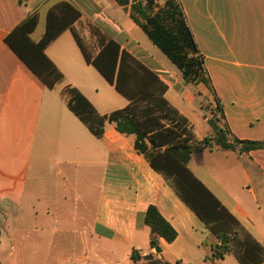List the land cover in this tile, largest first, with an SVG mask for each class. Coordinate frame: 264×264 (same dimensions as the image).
Instances as JSON below:
<instances>
[{"label": "crops", "instance_id": "crops-1", "mask_svg": "<svg viewBox=\"0 0 264 264\" xmlns=\"http://www.w3.org/2000/svg\"><path fill=\"white\" fill-rule=\"evenodd\" d=\"M61 1L72 3L82 12L79 22L104 24L110 30L105 33L114 34L123 48L143 62L154 54L152 59H158L161 65L151 68L159 72L169 90L171 88L162 74L165 73L163 58L153 53L150 40V43L145 40L142 30L115 1L129 19L114 6L110 13L99 0H22L21 4L20 0H0V209L10 208L17 219L26 192L30 191L32 198L28 204L34 219L43 216V221H69L67 202L73 198L79 203L77 218L81 221L80 228L67 232L79 235L74 239L73 264H144V258L151 255L167 264H208L206 257L210 250L203 244L210 238V230L151 167L146 156L136 151L135 137L120 133L110 123L106 124L101 138L95 137L62 98L64 85L70 84L102 115L110 112L97 107L101 99H117L114 86L103 77L114 88L110 89V95L100 96L95 85H88L91 94L82 88V77L92 76L94 67L86 63L73 33L64 32L45 51L64 75V83L53 90L48 89L5 43L6 36L34 12L39 15V24L31 38L43 24L40 40L48 10ZM181 2L185 3L187 20L205 56L209 75L210 55L207 53L210 52L207 51L217 49L213 42L215 46L218 40L235 44L241 30L244 27L248 30L243 23L239 28L235 16L250 19L252 37L258 44L263 43V48L257 46L256 51L263 63L254 67L253 72L226 75L230 88L222 91L216 87L215 78L211 75L210 78L222 105L219 125L228 127L240 140L264 142V0ZM221 5L236 10V15L221 10ZM79 22L74 25L76 31ZM215 61L230 67L220 69L222 73L242 67L238 62L230 64L217 57ZM103 89L107 87L104 85ZM178 97L183 101L188 98ZM124 99L126 103L119 109L127 106L128 101ZM177 110L191 124L188 115ZM211 134L212 128L205 136L194 135L202 140ZM83 166L89 169L88 178L96 180L91 207L83 203ZM189 168L264 247V149L248 153L220 148L197 152L192 155ZM41 201L45 205L40 216L37 203ZM150 206L157 207L178 233L173 243L161 240L160 253L151 248L150 229L145 224ZM0 217L4 218L5 225L6 215L0 212ZM1 236L2 230L0 239ZM41 239L45 241L44 236ZM133 252L140 257L137 262L132 260ZM46 258L49 260V252ZM220 264L239 263L233 255H228Z\"/></svg>", "mask_w": 264, "mask_h": 264}, {"label": "trees", "instance_id": "trees-1", "mask_svg": "<svg viewBox=\"0 0 264 264\" xmlns=\"http://www.w3.org/2000/svg\"><path fill=\"white\" fill-rule=\"evenodd\" d=\"M20 0V4H21ZM181 72L187 85H203L213 94L219 114L222 105L216 95L205 56L200 51L189 26L181 0H114ZM82 12L68 1L53 5L47 13L42 38L35 42L31 34L39 24L37 12L29 14L5 38V43L44 83L55 89L64 83V75L45 51L64 32L71 31L87 64L92 65L116 91L127 99L126 107L109 114H100L93 104L74 86L65 84L61 96L89 131L97 138L106 124L127 136H134V147L144 154L151 167L161 174L182 201L210 230L203 246L210 250L208 264H220L233 255L239 264H264V247L242 226L236 217L190 170L194 153L220 148L248 153L264 149L263 141L240 140L228 127L210 121L212 134L197 140L189 120L166 98L168 84L161 74L122 47L112 33H98L96 46L89 47L74 25ZM150 229V246L160 248L161 240L173 243L178 233L159 209L150 206L145 215ZM133 262L140 260L132 254ZM144 264H167L153 255Z\"/></svg>", "mask_w": 264, "mask_h": 264}, {"label": "rangeland", "instance_id": "rangeland-1", "mask_svg": "<svg viewBox=\"0 0 264 264\" xmlns=\"http://www.w3.org/2000/svg\"><path fill=\"white\" fill-rule=\"evenodd\" d=\"M99 1L107 6L110 13H113L112 8L114 6L116 8L115 10H118L123 17L129 19L125 12H123V10L116 5L114 0ZM163 2L164 0H157L159 5H163ZM183 4L185 7L184 2ZM188 7L190 8L189 5ZM220 8L228 13L232 11L234 15L237 13L234 9H226L225 5H221ZM235 18V22L239 28L242 27L241 23H243L244 25H247L248 30H246L245 27L241 30V34L237 37L235 44H233L230 40L228 41L229 43H223L218 40L216 46L215 42H213V47H217V49L214 51L212 48L211 51H207L210 52L207 53L210 55L208 62L209 68L211 69L209 70L210 75L215 78L217 83L216 87L218 86L219 91L221 89L225 90V88H230V83L225 81L226 75H233L234 72H236V74L253 72L254 67L263 63L261 59L256 56L257 46L263 48V43L258 44L257 41H255V37H252L250 19H246L242 15H236ZM43 28L44 26L41 24L32 36L34 40H39ZM77 31L86 45L93 48L96 46L97 37L95 35L98 31H101V33H105L107 31L110 32L104 24H100L99 22L89 23L83 20L79 22ZM141 34L145 40L150 43L143 31ZM208 45H211V43H208ZM151 46L153 48V53L163 58L162 70L165 73L162 74L171 85V88L166 96L167 100L176 109L179 108L188 115L194 134L199 137L207 135L208 132L210 133L212 128L210 121H220L219 110L215 103L213 94L210 93L203 85L185 84L181 72L177 69V67L156 46H153L150 43V47ZM211 54H214L215 57ZM151 55L152 57L155 56L154 54ZM152 57L149 56L148 58H144V62L150 67H153L155 64L161 65L160 62L158 63V59L153 60ZM216 57L221 59L222 62L227 61L230 64L238 62L242 65V67L239 69L234 68V71H230L229 73H222L220 69L225 67L229 69L230 67L216 62ZM92 71V76L85 75L82 77V88L86 93L91 94L88 85L91 87L92 85H95L96 87L94 89L99 91L100 96L110 95V89L114 88H111V86L107 84V82L94 68ZM104 85L107 87L106 90L103 89ZM114 93L117 99L112 101L109 98L103 97L101 99L102 103H99L100 105H97V107L102 111L111 113V110L113 112L124 106L126 103L125 99L121 97L115 89ZM178 95H185L188 98L183 101L178 97ZM88 172L89 169L83 166L82 173L84 176L82 177L81 189L83 192L84 205L86 204V206L91 207L95 196L96 180L91 176L88 178ZM60 192H62V187ZM60 194L62 195V193ZM31 198V192L27 191L23 209L20 210V216L17 219L10 208H6L4 210L0 209V212L6 215L7 218L6 224L3 225L5 222L4 218L0 217V230H2V236L0 239V262L2 264H73L71 258L73 255V245L75 243L74 239L79 235L67 232L73 233L75 228L81 227V221H78L77 218L80 211L78 210L79 203H76L73 198L70 199V202H67V218H69V221H62L61 219L60 221H54L53 219L52 221H43V216L39 219H34L32 217L33 211L28 204L30 203ZM43 205H45L43 204V201L39 204L37 203L40 216L44 212L42 209ZM75 218H77V220ZM41 236H44V242L41 241ZM48 252L50 254L49 260L46 258V254Z\"/></svg>", "mask_w": 264, "mask_h": 264}, {"label": "water", "instance_id": "water-1", "mask_svg": "<svg viewBox=\"0 0 264 264\" xmlns=\"http://www.w3.org/2000/svg\"><path fill=\"white\" fill-rule=\"evenodd\" d=\"M161 249L160 248H156V252L160 253Z\"/></svg>", "mask_w": 264, "mask_h": 264}]
</instances>
